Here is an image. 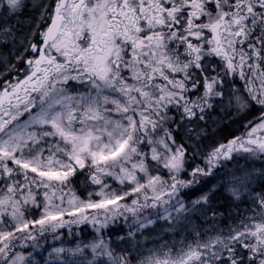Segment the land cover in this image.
<instances>
[{
  "label": "snow or ice",
  "instance_id": "1",
  "mask_svg": "<svg viewBox=\"0 0 264 264\" xmlns=\"http://www.w3.org/2000/svg\"><path fill=\"white\" fill-rule=\"evenodd\" d=\"M0 264H264V0H0Z\"/></svg>",
  "mask_w": 264,
  "mask_h": 264
},
{
  "label": "trees",
  "instance_id": "2",
  "mask_svg": "<svg viewBox=\"0 0 264 264\" xmlns=\"http://www.w3.org/2000/svg\"><path fill=\"white\" fill-rule=\"evenodd\" d=\"M255 113H253L254 115ZM248 119H251V116L248 117ZM244 120H235L233 123L227 124V126H221L218 131L215 134L216 139L221 138H230L232 135H239L241 131H243L241 125L244 123ZM227 123V122H226ZM74 188L76 190V195L81 196V198H86L88 191H93V188L89 187L87 188V191H85L86 181L84 174H80L76 177L74 182ZM116 187H120L119 185H116ZM37 217L40 215L39 212L34 213ZM30 218V217H29ZM75 230V229H74ZM67 232V230H63ZM85 239H87L90 236V230H85Z\"/></svg>",
  "mask_w": 264,
  "mask_h": 264
}]
</instances>
